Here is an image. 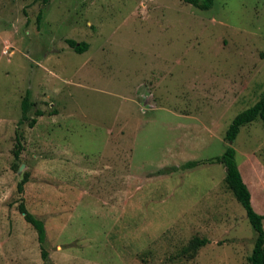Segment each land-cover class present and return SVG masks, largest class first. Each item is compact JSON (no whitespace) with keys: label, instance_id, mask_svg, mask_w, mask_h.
<instances>
[{"label":"rangeland","instance_id":"1","mask_svg":"<svg viewBox=\"0 0 264 264\" xmlns=\"http://www.w3.org/2000/svg\"><path fill=\"white\" fill-rule=\"evenodd\" d=\"M263 94L264 0H0V264H250L256 234L210 160ZM233 147L264 214L262 122Z\"/></svg>","mask_w":264,"mask_h":264},{"label":"trees","instance_id":"2","mask_svg":"<svg viewBox=\"0 0 264 264\" xmlns=\"http://www.w3.org/2000/svg\"><path fill=\"white\" fill-rule=\"evenodd\" d=\"M44 5L48 4L49 0H42ZM185 3L192 5L196 9L201 11H208L212 9L214 5V0H184ZM44 9L38 14V20L41 21L44 17ZM69 46L77 53H85L89 50L90 45L86 42L78 43L75 40H68ZM33 102L31 101V92L28 91L25 99L22 102V119L20 124L26 121H30V125L34 127L37 123V118L30 119L29 115L31 113ZM37 117L44 116L42 111L36 112ZM260 120L264 127V94L261 96L259 101L252 107L244 110L238 114L231 125L229 126L225 140L229 143L225 149L223 155L210 160L212 163H220L226 168V178L225 182L229 190L233 193L237 201L243 206L246 211L247 218L256 234L255 247L249 257L250 264H264V214H259L254 209L252 203V194L248 185L244 182L242 174L239 169L237 162V151L233 147V143L237 140L242 129L246 126H250L255 121ZM23 150L21 139L19 138L17 149L15 151V160H19ZM264 154V148H263ZM29 180L28 174H25V178L18 185V192L20 194L24 193V187ZM19 211L24 215L25 220L33 226L37 231L38 241L42 248V257L44 260L48 258V253L45 250V243L47 241V231L43 220L32 214L24 201L19 205ZM209 244L207 238H194L190 244L185 247L181 253L180 257H188L189 259H194L199 250Z\"/></svg>","mask_w":264,"mask_h":264}]
</instances>
